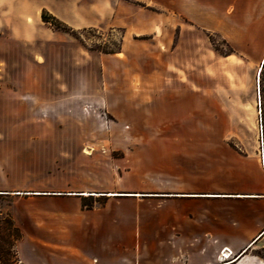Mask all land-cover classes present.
Returning <instances> with one entry per match:
<instances>
[{
  "label": "rangeland",
  "instance_id": "obj_1",
  "mask_svg": "<svg viewBox=\"0 0 264 264\" xmlns=\"http://www.w3.org/2000/svg\"><path fill=\"white\" fill-rule=\"evenodd\" d=\"M32 1L31 38L0 26L3 264L32 243L89 264H189L210 238L195 232L205 200L230 195L250 149L264 73L153 0Z\"/></svg>",
  "mask_w": 264,
  "mask_h": 264
},
{
  "label": "crops",
  "instance_id": "obj_2",
  "mask_svg": "<svg viewBox=\"0 0 264 264\" xmlns=\"http://www.w3.org/2000/svg\"><path fill=\"white\" fill-rule=\"evenodd\" d=\"M149 4L150 0H146ZM161 10L179 15L189 24L207 35L225 39L236 57L249 63L257 73L264 72V0H153ZM43 7V6H42ZM38 6L32 0H0V26L6 22L23 23L22 39L33 36L31 28L24 22L29 15L36 14ZM93 20V18H91ZM90 25H94L91 22ZM158 26L148 25V31ZM195 58L194 48L188 57ZM261 72V73H262ZM261 88V87H260ZM262 89V88H261ZM260 89V90H261ZM258 97V95H257ZM257 100V109L259 111ZM263 126V138L260 133ZM257 129L251 133V146L246 154H240L235 162L233 183L226 185L230 195L208 196L202 216V229L196 234L209 236L201 250H185L189 253V264H221L220 252L225 248L235 254L236 264H257L250 259L248 251L264 249V101L260 112L254 117ZM88 192V191H84ZM83 193V192H82ZM84 194V193H83ZM218 207V210H216ZM201 231V232H200ZM31 252L29 258L19 248L20 264H89L82 263L73 248L51 250L39 244L25 245ZM212 247V248H211ZM45 251L52 252L46 255ZM181 252V251H180ZM234 257V258H235ZM225 261V260H224Z\"/></svg>",
  "mask_w": 264,
  "mask_h": 264
},
{
  "label": "trees",
  "instance_id": "obj_3",
  "mask_svg": "<svg viewBox=\"0 0 264 264\" xmlns=\"http://www.w3.org/2000/svg\"><path fill=\"white\" fill-rule=\"evenodd\" d=\"M42 19L45 22H47V23L51 24L52 26H54V27H56L58 29H61L63 31L71 32L70 30H72L70 27H68L66 25V23H64L63 21L59 20L57 17L51 15L49 13V11L46 10V9H44L43 12H42ZM261 72H262V69H261V71L259 73V83L261 82V75L264 73V72H262V73ZM0 262H1V264L4 263V259L2 258L1 254H0Z\"/></svg>",
  "mask_w": 264,
  "mask_h": 264
},
{
  "label": "bare ground",
  "instance_id": "obj_4",
  "mask_svg": "<svg viewBox=\"0 0 264 264\" xmlns=\"http://www.w3.org/2000/svg\"><path fill=\"white\" fill-rule=\"evenodd\" d=\"M86 153H87V154H90V151H87ZM83 193H84V195H89V194H92V193L97 194V195H101V194L98 193V192H83ZM116 193H117V192H108V193H106V194H108V195H115ZM212 194H216V193H212ZM221 195H223V194H221ZM232 254H233V252H230L229 249L225 250V248L222 250V254L220 253L221 256H224V257H225L223 260H228V259L232 258V257H231ZM234 257H235V256H234ZM234 257H233V258H234ZM236 257H237V256H236ZM236 257H235L233 260H236Z\"/></svg>",
  "mask_w": 264,
  "mask_h": 264
},
{
  "label": "water",
  "instance_id": "obj_5",
  "mask_svg": "<svg viewBox=\"0 0 264 264\" xmlns=\"http://www.w3.org/2000/svg\"><path fill=\"white\" fill-rule=\"evenodd\" d=\"M17 194H22V193L17 192ZM24 194H36V195H42V194H45V195H65V194H67V195H70V193H49V192H32V193L26 192ZM77 195H82V194H77ZM231 261H233V259L230 261H227V262L232 263ZM227 262H224V263H227ZM224 263H221V264H224Z\"/></svg>",
  "mask_w": 264,
  "mask_h": 264
},
{
  "label": "built area",
  "instance_id": "obj_6",
  "mask_svg": "<svg viewBox=\"0 0 264 264\" xmlns=\"http://www.w3.org/2000/svg\"><path fill=\"white\" fill-rule=\"evenodd\" d=\"M259 108H261V101L259 104ZM260 133H261V138H263V126H261V122H260Z\"/></svg>",
  "mask_w": 264,
  "mask_h": 264
}]
</instances>
